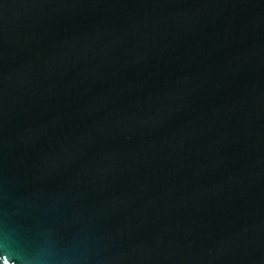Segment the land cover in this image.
I'll list each match as a JSON object with an SVG mask.
<instances>
[{"label": "water", "instance_id": "95a60500", "mask_svg": "<svg viewBox=\"0 0 264 264\" xmlns=\"http://www.w3.org/2000/svg\"><path fill=\"white\" fill-rule=\"evenodd\" d=\"M0 264H264V0H0Z\"/></svg>", "mask_w": 264, "mask_h": 264}]
</instances>
